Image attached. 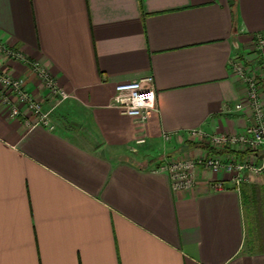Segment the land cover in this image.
I'll return each instance as SVG.
<instances>
[{
  "label": "crops",
  "instance_id": "crops-1",
  "mask_svg": "<svg viewBox=\"0 0 264 264\" xmlns=\"http://www.w3.org/2000/svg\"><path fill=\"white\" fill-rule=\"evenodd\" d=\"M258 34L264 0H0V42L69 94L57 103L27 64L0 54L50 110L47 124L28 126L0 100V264H264L247 217L263 176L236 189L226 172L203 170L195 191L176 192L168 170L191 150L244 159L191 149L187 137L250 125L230 60L264 63ZM148 76L157 108L141 123L112 98ZM209 180L228 188L198 190Z\"/></svg>",
  "mask_w": 264,
  "mask_h": 264
},
{
  "label": "built area",
  "instance_id": "built-area-1",
  "mask_svg": "<svg viewBox=\"0 0 264 264\" xmlns=\"http://www.w3.org/2000/svg\"><path fill=\"white\" fill-rule=\"evenodd\" d=\"M264 48V36L258 34L254 44V50L262 51ZM0 54L6 59L15 60L27 64L32 75L42 85V89L49 95L58 98L62 103L69 98L63 89L56 83L49 70L37 61H29L23 52L11 49L0 42ZM232 76L246 88L249 101L251 123L241 132H222L208 134L202 130L194 129L189 132V137L204 140L209 148L217 151L230 150L243 153L244 159L237 155L224 158L218 153H207L203 156H180L173 158L168 164L171 182L176 192H192L199 185L201 172H226L232 187L240 189V186L248 181L246 173L261 174L264 171V63L248 66L239 58L230 60ZM28 81L24 77H14L0 67V100L10 108V116L18 117L25 111L30 116L26 120L28 126L47 124L49 112H44L43 104L29 91ZM156 91L154 78H146L119 83L115 86L112 98V106L121 110L129 117L146 123L152 111L156 110ZM240 103L233 107H226V113L238 112L243 109ZM145 142L144 138L137 140L136 144ZM207 189L216 192L227 190L226 181H211Z\"/></svg>",
  "mask_w": 264,
  "mask_h": 264
},
{
  "label": "rangeland",
  "instance_id": "rangeland-1",
  "mask_svg": "<svg viewBox=\"0 0 264 264\" xmlns=\"http://www.w3.org/2000/svg\"><path fill=\"white\" fill-rule=\"evenodd\" d=\"M29 61L32 62L33 60L29 59ZM55 99H57V103L60 102L58 98H55ZM46 111L47 110H44V112H46ZM187 142L192 144V146H189L191 149H193L194 145H197V146L198 145L201 146L202 144L206 145L204 140L194 139L192 137H189V135L187 137ZM211 150H214V149H211ZM214 151L215 152H222V151H217V150H214ZM191 152H192V150H191ZM191 152L187 151L185 156H187V155L188 156H195V155H189V153H191ZM250 174H252V173H246L245 176H247L249 178ZM258 175H261L264 178V171H263V173L258 174ZM211 181L212 180H209L206 182V186H208V188H209L208 184ZM206 186H204V188H201L198 190L207 189ZM242 186L243 185L240 186V189H242ZM255 190L256 191L253 193L254 194V201L251 202V204H249V202L247 204L248 205L247 207H250L252 210L251 211L252 213H248V216H247L248 217L249 247H251L252 250L264 251V186H262V187L261 186H259V187L255 186Z\"/></svg>",
  "mask_w": 264,
  "mask_h": 264
},
{
  "label": "trees",
  "instance_id": "trees-1",
  "mask_svg": "<svg viewBox=\"0 0 264 264\" xmlns=\"http://www.w3.org/2000/svg\"><path fill=\"white\" fill-rule=\"evenodd\" d=\"M226 151V150H225ZM222 153V152H221Z\"/></svg>",
  "mask_w": 264,
  "mask_h": 264
}]
</instances>
